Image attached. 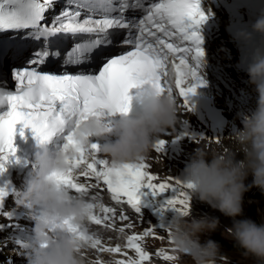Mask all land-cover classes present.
I'll return each mask as SVG.
<instances>
[{
    "label": "snow or ice",
    "instance_id": "snow-or-ice-1",
    "mask_svg": "<svg viewBox=\"0 0 264 264\" xmlns=\"http://www.w3.org/2000/svg\"><path fill=\"white\" fill-rule=\"evenodd\" d=\"M53 3L54 0H0V36L13 33L6 40L0 39V63L9 52L12 55L22 54L21 42L25 37L44 41L31 54L26 66L13 68L14 90H6L0 81V108L9 106L10 109L0 115V175L7 171V165L16 156L17 125H23V129L32 131L38 143L59 140V149H76L77 157L69 162V172L57 177V180L69 191L91 202L92 212L88 220L94 224L119 232L135 227L129 223L116 229L117 219L123 222L130 218L122 208L117 217L116 207L99 203V195L93 194L92 190L103 191L105 188L102 186H106L114 204H127L140 216H143L142 206L146 198L159 205L161 213L172 210L189 214L191 197L187 190H191L192 185L171 176L161 181L149 170L146 162L117 167L101 158L98 143L92 142L87 148L79 147L75 144L74 135L80 123L90 117H102L110 126L117 115L130 110L134 98L132 90L145 84L158 85L161 91L173 95V89L167 83L169 63L174 64L176 88L179 96L184 98L181 106L188 111L193 110L189 97L196 94L197 88L205 86V81L198 75L204 55L199 29L208 19L201 9V0H155L147 6L145 0H66L65 8L50 24L42 23ZM69 5H74L75 9ZM129 9H140L144 15L138 20L125 17ZM81 10L88 13L83 19ZM114 29H127L128 32L123 40H114L117 34L110 31ZM60 34L90 37L74 43L64 53L63 60L64 65L87 67L75 73L39 70L49 57L61 56V41L52 40L49 46V38ZM122 45L132 47L119 52L110 50ZM189 55L195 61V65L190 67L194 83L185 86L188 73L181 68H189ZM97 63L99 68L92 66ZM20 134L24 135L23 130ZM215 143L219 144L220 139H215ZM165 144L164 140L155 143V152L163 153ZM8 195L5 188H0V215L11 219L9 213L2 211ZM96 209L100 210V215L96 214ZM64 227L76 234L85 245L94 249L99 247L102 252L128 256L127 252L122 253L119 246L102 247L99 238L85 234L88 233L87 228L73 227L67 222ZM157 229L166 230L171 237L169 225L161 224L159 228L149 225L142 233H133L128 237L127 248L134 250L135 258L128 256L115 264H146L150 261L152 256L142 242L149 237L163 239V236H156ZM156 254L164 255L167 260L176 259L159 252Z\"/></svg>",
    "mask_w": 264,
    "mask_h": 264
},
{
    "label": "clouds",
    "instance_id": "clouds-1",
    "mask_svg": "<svg viewBox=\"0 0 264 264\" xmlns=\"http://www.w3.org/2000/svg\"><path fill=\"white\" fill-rule=\"evenodd\" d=\"M253 32L264 35V16L256 21ZM238 39L251 42L254 37L245 31ZM239 75L249 76L250 83L255 86L258 94L255 111L244 116L243 124L236 121L243 128L232 138L231 147L209 149L195 145V150L190 149L184 182L192 185L191 200L198 199L232 219V226L224 229L225 238L232 240L245 258H254L255 264H264V213H261L260 223L238 219L244 215L245 193L252 188L264 192V49H257L251 65L248 69L240 68ZM179 113L174 95L161 91L158 85L145 84L135 90L126 114L117 115L110 126L99 116L82 121L75 131L74 141L84 148L92 143V138L104 141L100 151L117 167L142 163L152 149L154 138L173 129ZM50 145L38 143L35 170L26 190L20 194V205L41 210L35 219L34 239L20 254L28 264H83L85 243L64 225L67 222L73 227L86 228L92 212L91 202L69 191L57 180L69 172V162L77 157V151L74 147L52 151ZM241 154L242 159L239 158ZM182 168L180 162L175 165L176 171ZM250 176L252 183L248 184ZM206 210L208 215L212 213L207 207ZM169 227L172 246L180 256L190 257L191 264L229 261L223 258L221 245L208 238L221 227L218 217H197L191 211L187 215L175 213Z\"/></svg>",
    "mask_w": 264,
    "mask_h": 264
},
{
    "label": "bare ground",
    "instance_id": "bare-ground-1",
    "mask_svg": "<svg viewBox=\"0 0 264 264\" xmlns=\"http://www.w3.org/2000/svg\"><path fill=\"white\" fill-rule=\"evenodd\" d=\"M234 3L236 5V7H237V5H239L240 8L237 7L234 11H228L229 12L228 14L230 16H235L236 13H241L247 17L245 19L253 18L256 21L262 16L260 14L261 13L260 10L264 9V5L258 4L254 0H237V1H234ZM53 10L54 9L52 6L47 11V13H45V15L53 12ZM252 10H255V11H252ZM27 31H31V30H27ZM216 33L218 34V31ZM20 35H23V33H20ZM58 38H61V40H59V41H62L63 39L69 40L70 36L66 37V36H63L60 34V35H58ZM246 45H249L251 47L248 55L254 56L257 49H264V35H261L258 39L252 40L251 42H246ZM21 46H22L23 51H22V54H20L19 56L21 59H23L27 54H29L30 51H29V45L27 44L25 39L21 42ZM225 46H226L225 47L226 52H228L230 54L235 52L229 48L228 43H225ZM206 53H207V55L213 54L211 49L208 50ZM214 54L217 57H219L220 52H215ZM52 59H54V57H51L50 61ZM15 60H17V59H15ZM220 119L222 122L225 121V117H221ZM234 128L238 129V130L242 129V127L239 124L235 125ZM235 135L236 134H234L232 137H234ZM203 146H206V145H203ZM231 146L232 145L230 143L229 147H231ZM194 148H192V150H194ZM239 158H241V159L243 158L242 154ZM33 165H35V162L33 163ZM205 205L208 209H210L212 214L216 215V217L219 215V213L216 210H214L212 207H210L208 204L205 203ZM200 208H202V209H200ZM20 209L22 211V216H23L24 220H26L27 222H29L31 224V227L33 230V228L35 226V219L38 218L39 216L33 215V211L27 205H20ZM203 209H204V207H203L202 203H199L198 206L195 208V210H199V211L195 212V213H200L203 215V212H202ZM219 217H221V218L223 217L225 219L224 215H219ZM225 222L230 223V219L227 218L225 220ZM3 224H4V221L1 220L0 225H3ZM0 228H2V227H0ZM16 236L17 237L22 236V234L19 232H16V231L13 232L10 229H5V230L1 229L0 230V258L6 257V258H8L9 261L18 260V261L26 262L27 260L25 259V257L20 254L21 253L20 250L24 249L25 247L19 245L18 239ZM8 246L14 247V249L18 250V252L8 251V249H7Z\"/></svg>",
    "mask_w": 264,
    "mask_h": 264
},
{
    "label": "rangeland",
    "instance_id": "rangeland-1",
    "mask_svg": "<svg viewBox=\"0 0 264 264\" xmlns=\"http://www.w3.org/2000/svg\"><path fill=\"white\" fill-rule=\"evenodd\" d=\"M53 9H54L53 12H55V11L58 10V8H53ZM263 10L264 9H261L260 10V12H261L260 14L262 16H264V11ZM8 36H10V35H6V36L2 37L1 39H5L6 40ZM9 46L11 47V45H9ZM8 77L12 79V75H11L10 72H8ZM239 119L243 123V119H241V118H239ZM246 183H248V184H251L252 183V177L251 176L248 178V180L246 181ZM259 190L260 189H258V188H252L251 191H253V192H251V193H245V195H244V205H243L244 215L242 217H238V219H250V220H252V221H254L256 223H260L261 222V213H264V200H259L258 201V200H256V199L253 198L254 197L253 194L256 193ZM7 207H8V205H7ZM200 209H202V208H200ZM198 211L199 210H195V212H198ZM219 215H223V214L219 213ZM219 215L217 217L220 220L221 227L216 232L212 233L210 235V237H213V236L214 237H218L220 239L225 240L226 242L233 243L232 240L225 238V236L223 235L224 229L226 227H231L232 226V219L230 217H226V216H224L225 217V219H224L223 217L222 218L219 217ZM195 216L199 217V216H204V215H202L200 213H195ZM208 216H214V217H216V215H214L212 213H210V215H208ZM14 217H19V216H13V218ZM227 218L230 219V223H226L225 222V220ZM20 221L27 223L23 219L22 216L20 217ZM15 223L17 224V221H15ZM14 224H13V226H15ZM210 237H208V238H210ZM7 249H8V251H11V252L12 251L13 252L16 251L14 249V247H12V246H8ZM224 255L227 256V257L224 256L223 258H226L229 261H225V260L222 259V264H255L254 258H245V256L242 254V252H237V253H224ZM186 257L187 258H190L188 256H186ZM16 263H14V264H16ZM0 264H12V263L11 262L8 263V261L6 260V257H2V258H0ZM19 264H22V262L19 263Z\"/></svg>",
    "mask_w": 264,
    "mask_h": 264
},
{
    "label": "trees",
    "instance_id": "trees-1",
    "mask_svg": "<svg viewBox=\"0 0 264 264\" xmlns=\"http://www.w3.org/2000/svg\"><path fill=\"white\" fill-rule=\"evenodd\" d=\"M253 191H248L247 193H251ZM253 198L256 199V200H264V192H261V190L257 191L256 193L253 194ZM212 240H215L217 241L220 245H221V248H222V252L223 253H237V252H242L241 249H239L235 243H231V242H226L225 240L223 239H220L218 237H210Z\"/></svg>",
    "mask_w": 264,
    "mask_h": 264
},
{
    "label": "water",
    "instance_id": "water-1",
    "mask_svg": "<svg viewBox=\"0 0 264 264\" xmlns=\"http://www.w3.org/2000/svg\"><path fill=\"white\" fill-rule=\"evenodd\" d=\"M8 72H9V71H6L7 76H8Z\"/></svg>",
    "mask_w": 264,
    "mask_h": 264
}]
</instances>
